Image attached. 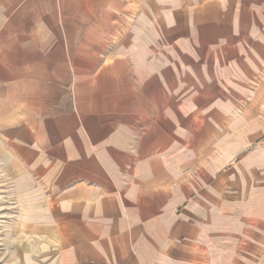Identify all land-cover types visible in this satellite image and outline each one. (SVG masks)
Wrapping results in <instances>:
<instances>
[{"label": "crops", "instance_id": "obj_1", "mask_svg": "<svg viewBox=\"0 0 264 264\" xmlns=\"http://www.w3.org/2000/svg\"><path fill=\"white\" fill-rule=\"evenodd\" d=\"M158 1L0 0V181L20 264H145L133 235L153 234L154 189L168 201L151 143L203 78L153 69Z\"/></svg>", "mask_w": 264, "mask_h": 264}, {"label": "rangeland", "instance_id": "obj_2", "mask_svg": "<svg viewBox=\"0 0 264 264\" xmlns=\"http://www.w3.org/2000/svg\"><path fill=\"white\" fill-rule=\"evenodd\" d=\"M158 2L153 69L203 78L177 94L184 119L169 120L168 140L151 143L162 149L152 181L168 201L151 192L153 234H134L135 247L145 264H264V0ZM1 182L0 264H20ZM160 218L168 234L156 233Z\"/></svg>", "mask_w": 264, "mask_h": 264}]
</instances>
